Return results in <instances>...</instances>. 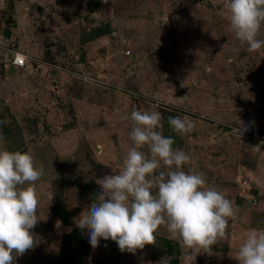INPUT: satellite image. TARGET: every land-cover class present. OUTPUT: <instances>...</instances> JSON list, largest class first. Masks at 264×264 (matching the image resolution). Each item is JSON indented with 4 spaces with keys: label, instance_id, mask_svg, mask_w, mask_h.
Wrapping results in <instances>:
<instances>
[{
    "label": "rangeland",
    "instance_id": "374dc122",
    "mask_svg": "<svg viewBox=\"0 0 264 264\" xmlns=\"http://www.w3.org/2000/svg\"><path fill=\"white\" fill-rule=\"evenodd\" d=\"M225 3L0 0V150L27 152L43 170L36 244L14 264H239L247 235L264 231V47L249 53L235 38ZM15 53L32 65L14 68ZM134 110L159 112L163 135L191 157L184 170L233 202L210 252L173 239L178 255L165 256V225L135 254L103 239L93 249L76 226L96 181L122 170ZM170 116L190 131L173 133Z\"/></svg>",
    "mask_w": 264,
    "mask_h": 264
},
{
    "label": "clouds",
    "instance_id": "9594fccd",
    "mask_svg": "<svg viewBox=\"0 0 264 264\" xmlns=\"http://www.w3.org/2000/svg\"><path fill=\"white\" fill-rule=\"evenodd\" d=\"M229 31L249 53L264 47L259 33L264 25V0H226ZM131 145L118 174L96 181L100 192L76 219L93 249L100 240L116 242L119 250L135 254L154 244L159 226L165 225L181 247L210 252L226 236L233 202L214 187L205 174L184 170L191 157L174 148L172 136H164L159 112L134 110ZM173 133L183 136L191 125L181 117H168ZM240 136L246 128H235ZM147 147V154L142 151ZM163 166L166 171L156 170ZM115 173V172H114ZM43 175L27 152L0 150V264H14L17 256L33 249L31 229L38 223L35 184ZM155 177V178H154ZM153 189H156L153 192ZM239 264H264V231L252 230L239 247Z\"/></svg>",
    "mask_w": 264,
    "mask_h": 264
},
{
    "label": "crops",
    "instance_id": "0c3cea01",
    "mask_svg": "<svg viewBox=\"0 0 264 264\" xmlns=\"http://www.w3.org/2000/svg\"><path fill=\"white\" fill-rule=\"evenodd\" d=\"M166 239H168V240L165 241V244L162 246V249L160 251L165 256L167 255L169 257H176L178 254H177V252H175L174 242H172L173 238L166 237ZM174 241H176V240L174 239Z\"/></svg>",
    "mask_w": 264,
    "mask_h": 264
},
{
    "label": "built area",
    "instance_id": "2783aa9c",
    "mask_svg": "<svg viewBox=\"0 0 264 264\" xmlns=\"http://www.w3.org/2000/svg\"><path fill=\"white\" fill-rule=\"evenodd\" d=\"M12 64L16 67H21V68H26L28 67L29 65H32L30 62H28L26 59H25V56L23 54H20V53H15L13 55V61H12Z\"/></svg>",
    "mask_w": 264,
    "mask_h": 264
},
{
    "label": "trees",
    "instance_id": "16d2710c",
    "mask_svg": "<svg viewBox=\"0 0 264 264\" xmlns=\"http://www.w3.org/2000/svg\"><path fill=\"white\" fill-rule=\"evenodd\" d=\"M14 68H17V69H24V68H21V67H16V66H14Z\"/></svg>",
    "mask_w": 264,
    "mask_h": 264
}]
</instances>
